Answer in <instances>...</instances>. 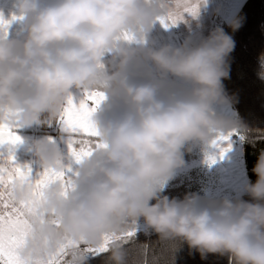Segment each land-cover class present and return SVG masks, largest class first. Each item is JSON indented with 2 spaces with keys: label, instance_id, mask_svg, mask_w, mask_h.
Returning a JSON list of instances; mask_svg holds the SVG:
<instances>
[{
  "label": "clouds",
  "instance_id": "1",
  "mask_svg": "<svg viewBox=\"0 0 264 264\" xmlns=\"http://www.w3.org/2000/svg\"><path fill=\"white\" fill-rule=\"evenodd\" d=\"M18 9L16 18L27 20L26 39H9L7 28L0 30V119L32 126L45 113L59 117L73 89L110 86L118 100L115 108L99 105L93 113L106 147L78 163L75 187L67 194L60 185L46 191V209L59 228L45 223L43 236L100 247L106 235L127 232L143 218L162 240L187 243L190 254L203 260L218 254L229 264H264V150L252 168L257 180L245 185L250 200L162 195L185 163L187 144H209L244 127L214 111V105L231 102L223 81L233 37L217 28L195 46L148 49L164 75L191 84L162 86L134 78L130 66L143 51L132 45L146 42L169 11L166 0H20ZM242 19L232 22L233 31ZM106 55L118 60V71H105ZM33 147L44 168L66 167L56 143L39 140ZM27 196V190L17 193V199ZM108 251L110 264H127L122 240ZM86 259L77 257V264Z\"/></svg>",
  "mask_w": 264,
  "mask_h": 264
},
{
  "label": "snow or ice",
  "instance_id": "2",
  "mask_svg": "<svg viewBox=\"0 0 264 264\" xmlns=\"http://www.w3.org/2000/svg\"><path fill=\"white\" fill-rule=\"evenodd\" d=\"M169 3V11L159 18L165 27L183 20L185 13L198 15L199 6L190 0H177L176 3L169 0ZM8 24L10 21L0 16V30H6ZM104 99L102 92L85 90L84 99L76 102L71 95L62 108L59 121L68 134V148L76 163L106 147L92 119ZM19 123V120L5 122L0 119V145L22 142L14 130ZM231 135L221 134L219 139L227 140ZM216 143L214 140L213 144ZM9 151V156L0 164V264H77V257L108 251L114 240H125L134 235L131 230L106 235L100 247H87L83 241L69 237L58 241L44 237L45 223L59 228L54 213L46 209V191L60 185L67 194L75 187L78 173L71 166H66L61 170L44 168L34 175L30 166L16 164L15 156L11 149ZM24 190L28 191L27 198L17 199V193ZM69 256L71 259H66Z\"/></svg>",
  "mask_w": 264,
  "mask_h": 264
},
{
  "label": "trees",
  "instance_id": "3",
  "mask_svg": "<svg viewBox=\"0 0 264 264\" xmlns=\"http://www.w3.org/2000/svg\"><path fill=\"white\" fill-rule=\"evenodd\" d=\"M240 18H243L242 26L233 31L230 25ZM234 20L219 27L235 41V49L229 57V78L223 83L226 94L231 97L229 104L233 120L244 126L243 129H238V134L243 141L248 180L255 183L258 177L252 172V168L261 150H264V78L259 75L260 64L264 63V0H247ZM197 157L190 146L185 147L184 164ZM200 176L195 169L174 175L166 184L162 195L182 200L186 195L197 194L203 199L205 191ZM240 199L251 198L245 193L238 200ZM129 230L134 235L122 240L128 251L127 264H229L227 256L209 254L203 260L198 252L190 254L187 243L162 240L147 226L143 218ZM109 256V251L101 252L95 257L86 254V264H110Z\"/></svg>",
  "mask_w": 264,
  "mask_h": 264
},
{
  "label": "crops",
  "instance_id": "4",
  "mask_svg": "<svg viewBox=\"0 0 264 264\" xmlns=\"http://www.w3.org/2000/svg\"><path fill=\"white\" fill-rule=\"evenodd\" d=\"M246 1L247 0H190V2L199 6L198 15L192 16L191 14L185 13L183 20L168 27H165L160 21H157L143 45H132L133 47L142 48L143 51L139 52L134 58L130 66L131 75L137 79H151L153 82L160 83L162 86L175 82L182 87L191 88V84L187 82L180 81L170 74L164 75L159 67L145 54L146 51L148 49L158 50L169 45L172 47H181L185 44H190L192 46L198 45L212 30L233 21ZM19 2L20 0H0V16L6 21H10V24L7 26L8 38L23 42L27 37V20L13 19V17L19 16ZM172 2L176 3L177 0H172ZM166 3L171 6L169 0H166ZM104 69L109 74L118 71V60H113L110 55H106L104 59ZM92 91H99L104 94L105 99L100 104L101 109L109 105L113 108L117 106L118 100L114 88L102 86L94 88ZM72 96L76 102H79L84 99L85 90L73 89ZM227 109L228 113L226 112ZM214 111L225 118L233 120V113L229 103H218L214 105ZM59 124V117L52 118L47 113L41 116V121L39 123L33 124L32 126H25L19 123L14 128L15 132L25 133L29 141L22 140L21 143L16 145H0V164L9 156V150L11 149V154L15 156V163L20 165V161L23 160L20 154H14L15 148L19 151H23L28 148V146L32 148V137L36 132L48 134L57 133ZM60 130V132H64L63 126L60 127Z\"/></svg>",
  "mask_w": 264,
  "mask_h": 264
},
{
  "label": "rangeland",
  "instance_id": "5",
  "mask_svg": "<svg viewBox=\"0 0 264 264\" xmlns=\"http://www.w3.org/2000/svg\"><path fill=\"white\" fill-rule=\"evenodd\" d=\"M221 25V24H220ZM264 63L260 64L259 75L261 77ZM228 113V109L226 110ZM59 124L58 132L54 134L36 132L32 137V144L39 140H50L56 143L62 154L65 156V165L71 166L74 171L78 168V163L71 157L66 132H60ZM22 129V128H17ZM20 131V130H18ZM232 135L227 140L219 139V136L209 144H204L200 141H193L185 147H189L197 154V159L184 164L182 167L176 169L174 175L189 172L195 169L201 178L204 185L205 201H219L225 198L231 200H238L245 192V185L249 183L245 162L243 158V141L238 134V129L231 132ZM23 141H29L27 135L23 132H17ZM21 134V135H20ZM229 133H224L227 136ZM226 150V151H225ZM14 154L21 155V166L33 165V174H38L44 170V166L39 157L34 151V147H29L23 151L15 148ZM214 161V162H213Z\"/></svg>",
  "mask_w": 264,
  "mask_h": 264
},
{
  "label": "built area",
  "instance_id": "6",
  "mask_svg": "<svg viewBox=\"0 0 264 264\" xmlns=\"http://www.w3.org/2000/svg\"><path fill=\"white\" fill-rule=\"evenodd\" d=\"M220 26H218L217 28H219ZM90 257H95L97 256L99 253H87Z\"/></svg>",
  "mask_w": 264,
  "mask_h": 264
}]
</instances>
